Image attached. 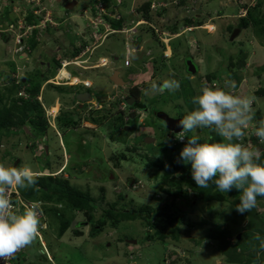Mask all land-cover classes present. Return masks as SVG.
<instances>
[{"label": "rangeland", "instance_id": "374dc122", "mask_svg": "<svg viewBox=\"0 0 264 264\" xmlns=\"http://www.w3.org/2000/svg\"><path fill=\"white\" fill-rule=\"evenodd\" d=\"M69 1L71 0H17L12 3L15 12L19 13L16 16L20 17L18 19L11 16L15 18L14 21L17 23L15 25L17 35H23L27 38L25 34H30V30L33 28L37 34L42 32V35L38 36L41 44L33 54L28 56H23L21 52L14 51L16 36L9 35L10 38H7L2 31L3 27H10V18L0 15L1 88L5 85L9 87L14 84L6 83L9 76L14 77L16 82L21 76H28L32 78V81L41 79L46 72L53 70L54 57L63 61H65L64 57L68 58V61L75 59L74 56L69 57L72 53H68V51L80 47L85 48L87 44H89L88 47L92 48V42L96 39L93 38L95 34L100 31L103 34L106 33L103 24L91 23L92 19H96L93 16L97 13L96 11L92 12L87 7L90 4L85 7L89 1L78 0V4L72 10L66 8ZM162 1L167 4L166 11L161 10L165 6L163 5L160 9L155 8L150 12L154 15L152 22L156 26L158 25L160 36L166 38V42H168L167 39L173 38L172 41L169 40L168 44L162 41L161 37L148 24L139 25L137 31L135 30L133 25L139 19V11L135 10L137 16H134V21L126 22L125 26L132 30H128L124 34H111L95 49L93 58L98 59V57L106 56L112 64L87 71L74 65L67 67L73 75H77L81 79L89 78L92 80L93 86L90 90L94 93L95 101L101 98L102 93L109 92L111 97L116 98V95L121 91L127 92L122 86H117L114 90L108 88L114 83L108 76L113 74L115 69H120L122 77L130 80L131 84L141 83V99L146 102V106L152 107V113L146 112L147 109L142 110L140 117L130 119L128 124L131 127L128 130H125V126L122 129V124L117 126L116 123H114L115 128L113 129L110 115L116 118L117 112L123 110V102L117 98L109 100L111 102L107 101L115 106L117 112L114 114L108 112L103 127H94L95 125H92L88 120L93 117L92 115H97V112H86L73 107L70 109L72 104L75 107L74 101H77L72 93L69 94V90L73 89L72 87L65 86L62 88V93H58L54 87L46 85L42 91L45 106L49 107L60 100L63 103L61 108L62 120H67L66 117L72 114L69 120L76 121L75 126L66 128L64 140L52 128L48 131L47 140H43L42 134L36 133L35 136H31L28 132L22 131L23 126H12L0 131V163L5 164V166L16 168L29 166L37 177L67 178L70 184L88 192L95 199L101 196V189L105 188V201L101 204L98 203V207L93 210V217L88 216V209L72 207L66 200L62 201V213L65 214L66 218L72 220L70 227L63 236H59L57 235L59 221L51 220L53 225L49 223V228L44 230L42 235L39 234L42 243L37 237L31 245L24 249L21 254L23 262L29 264H129L132 262L136 264H169L168 261L170 264H242L244 258L252 256L254 248L259 246L256 237L261 235V238L264 239V196L257 197V204L254 207L256 212L252 208L250 211L241 214L236 211V206L232 205L234 200L239 199L241 195L235 188L228 193H223L225 200L215 198L209 201L199 199L195 190L196 187L189 184L187 187L191 188H187L189 192L187 198L176 197L175 187L173 188L174 194L165 191L169 184L165 182L164 175L168 172L170 164L172 162L175 164L177 161L176 154L177 152L181 153L185 146L182 144L187 142L188 137L186 136L183 141L179 140L180 143L174 144L170 136L168 137L167 128H163L162 121L153 113L157 109L170 114L185 116L195 107L191 102L192 97L200 94L203 87L219 86L235 95L254 98L252 104L254 117L249 123L247 132L250 137L251 129L254 130L255 134L260 126V121H264V118L259 119L256 112L257 109H261L264 115V99L255 93L264 80V38H261L251 27L244 29L240 35L235 34L233 37L232 34L230 37L232 28L230 29L229 26L238 25L241 18L239 16L241 8L254 9L257 2L262 1L263 11L264 0ZM5 2H0V12H2ZM145 2L146 0H138L137 3L140 6V4L144 5ZM104 3L107 11L116 13L111 4L107 1ZM44 7L45 10L51 12V22L55 25L48 26L46 33L43 32V27L39 25L36 27L32 25L29 29L24 19L30 12L41 9L39 14L41 23H43L45 16L50 17V14L46 15V11L43 10ZM84 11H87V14ZM197 14H200L199 17ZM126 16L125 20H129L130 15L127 13ZM104 17L108 19V15H104ZM186 17L203 18L204 23L199 27L190 26L184 21ZM19 20L22 22H18ZM20 23L25 28L19 30L18 25ZM174 25H177L178 29L172 33L171 27ZM161 31L166 34H162ZM174 33L182 35L175 37L176 34L172 35ZM137 36L141 37L139 43H142L143 49L142 51H131L129 57L132 65L125 67V41L126 39H134L135 42L139 39ZM9 39L13 40L8 42ZM100 40L98 39V42ZM28 46L29 44H26L25 50H28ZM130 47L131 49L134 47L131 42ZM163 50H167L171 58L165 57ZM147 51L151 53L147 54ZM114 56H118V58L114 59ZM140 56H144V59L147 58L146 65L138 59ZM244 56L245 65L240 68L237 63ZM190 57L198 66V71L195 74L189 72L186 66L187 59ZM211 72H214L216 77L209 80L207 75ZM62 74L68 76L66 70H63ZM3 75H6L5 78H2ZM165 79L179 81V88L171 92L165 91L162 94H154L149 91L152 83L160 84ZM26 85L23 84L19 90ZM97 86L105 91L99 92ZM77 89L83 90L84 88L79 86ZM146 92L147 94H145ZM7 103L10 104L11 101L8 100ZM54 106L53 112H56L59 109L58 104ZM65 107L69 110H66ZM126 109L135 108L133 105L127 104ZM56 124L59 128L57 120ZM26 126L29 130H33L29 122L26 123ZM212 132L215 131L211 128H202L188 135H199L201 137L200 142H208ZM145 133L153 134L156 141L154 143L145 142V139H142ZM37 139L49 145L48 152L46 147H42L43 143L34 144V140ZM257 143H260V140H254L253 146L251 145L252 147L249 148L257 150ZM260 146L261 150L264 149V144L260 143ZM17 160H19L18 163ZM155 163L161 166L158 167L154 165ZM190 165V162L187 164L178 163L174 176L186 174V169ZM129 177L136 180L129 182ZM40 194H42L41 191ZM55 201L48 202L52 205ZM108 201H116L117 208L132 210L139 215L134 219H123L118 226L107 223L95 236H92V227L102 215ZM145 204H149L154 209L149 218L154 223V227L148 226L145 223L146 218L142 217V214L146 213L141 210ZM167 204L170 205L169 210L173 218L174 215H183L184 220L189 221L186 225L193 224L191 231L186 229L184 225L180 227L179 230L181 231L177 232L176 243L171 242V239L174 238L170 234L176 226V222L179 223V221L168 222L169 224H167V218L162 219L155 211L156 208L164 207ZM229 206H231V210L226 211L224 217H222L223 214L221 216L216 215L224 212ZM211 213H216L215 217L220 221L222 220L221 224L226 227L230 226L236 236L245 231L244 228H247V233H244L241 239L236 240L238 243L243 241L242 239L251 237L243 253L236 254V256L230 254L231 258L227 259L226 255H229V252L222 254L217 248V242L212 239V243L198 246L203 240L204 234L207 233V228L215 225L213 221L216 219ZM204 220L208 221L206 222L207 225L204 228H199L198 223ZM75 229H80L81 234L77 235L74 232ZM157 229L163 230V233L168 236L162 238V236L157 235ZM149 233L150 235L153 234L154 237L148 239ZM44 247L53 262L43 252ZM182 247L187 249V254L178 257L176 263L173 260L169 261V257H167L169 250L180 252ZM257 262L255 261L253 264H257Z\"/></svg>", "mask_w": 264, "mask_h": 264}, {"label": "clouds", "instance_id": "9594fccd", "mask_svg": "<svg viewBox=\"0 0 264 264\" xmlns=\"http://www.w3.org/2000/svg\"><path fill=\"white\" fill-rule=\"evenodd\" d=\"M1 1H6L2 8V12H0L1 16L5 18L6 17L10 18L11 16H14L15 18L20 19L19 16H16L19 13L15 12L16 11L15 7L12 4L13 2H16L17 0H0V2ZM90 1L89 2L87 1L88 3H86L85 7L88 4L93 2V0H90ZM5 6L8 7L9 13L7 14H4L6 10ZM45 11L47 12V10ZM247 13H248V10H247ZM30 15H32V20H33L32 23H28L27 21V17ZM28 16L24 19L27 26L31 27L32 25H34V27H36L37 25H39L40 27H43L44 33H46V29L48 28V26L55 25L51 22V12H50V17H49L50 19L45 21V17H44V20L42 21L43 23H41V17L39 15L35 17V14L33 12H30ZM245 16H241V18ZM108 19L112 20V18L109 15H108ZM11 24L16 25L17 23L15 21H12L10 18V25ZM23 28L18 27L19 30ZM6 29L7 28L3 27L2 31L5 33V36H7V38H10L9 35L16 36L14 47H13L15 52L17 53L21 52L23 56H28L30 54H33V52L39 47L38 46L35 50H31L28 46L27 48L28 50H25L26 44H29L28 40L33 35L37 36L36 37L37 40H39L38 36L42 35V32L35 34V31H36L35 28L30 30V34H25L27 38H25L23 35H20L19 37L20 40H17L18 33L16 32L17 30L16 27L13 28V31H8ZM180 35H177L175 37H178ZM93 38H96L95 41L99 43L98 46L102 43L103 40L106 39L105 38L103 40H100V38H98L100 40L98 42L96 35ZM12 40L13 39H9L8 42ZM125 43H126V54H127V47L131 49L130 41L126 39ZM134 43L135 42L132 43L133 46H134ZM40 44L41 43H39V45ZM88 46L89 44H87L85 48H82L81 51L77 55H69V57L74 56L75 58L76 56L82 54L83 51L86 50ZM97 47H95L94 50ZM133 48L130 50V52L133 50ZM94 50L92 51V53L90 51L83 53V55L81 56V59L85 61L82 62V66L77 65L75 63H67L66 65H63L65 61H68V58L64 57L65 61L60 59L61 65L57 68L55 74L52 76L53 78L50 77L43 82L44 85L42 86V89L37 95L38 100L41 103H43L42 91L46 88L45 86L48 84L61 85L64 87L69 85V87H72L75 90V92L73 93L75 97L77 93L79 92L91 93L90 88L93 86L92 80L89 78L81 79L79 76L73 75L72 72L67 69V67H69L70 65H74L77 68L84 70V69L103 68V67H107L110 64H112L111 60L108 57L102 56V58H107L108 60H110V62L107 65L94 66V64L100 61V58H101V57H98V59L93 58V55L95 54ZM130 52H129V56H130ZM163 54H164V50H163ZM84 56H87V57L84 58ZM167 58H171V56ZM114 59H116L115 56H114ZM72 60L73 59H71L70 61ZM59 70H66L69 76L67 80L71 82L74 81L75 83L70 82V83L58 84V83L52 82L51 79H54L55 75L59 72ZM5 76L6 75H3L2 78H5ZM21 77H23V79L25 78V76H21ZM85 81H88V83L87 84L84 83ZM128 84L122 87H124V89L127 90ZM79 86L83 87L84 90L77 89V87ZM116 86H121V85H116ZM179 86H180L179 81L175 79H165L160 84L152 83L149 91H151L154 94L155 93L162 94L165 91H169V92L175 91L179 88ZM22 90L27 92V90L24 87L15 93L16 97H22L24 99H28L29 94L28 96L18 95L19 91H22ZM145 94H147V92ZM127 97L128 96L126 92L121 91L120 94L116 95V98L112 96L111 100L118 98L123 102V106H122L123 110L120 111V115L124 117V121L126 125H130L128 124L129 121H127V119L131 117L130 116L131 112H134V111L136 112V116L133 118L135 119L137 116H140L139 114L141 113L143 108H141L142 110L140 112L136 110L137 108L127 110L126 109L127 104H129L128 99L126 100ZM91 99L82 103V104H85V108L83 109L84 111L86 112L98 111L99 112L103 110L102 112H104V114H106V112L108 113L112 111L113 105L109 103L111 101H109L108 103H105L104 101H99V102H96L97 103L96 104ZM253 100H254L253 97L235 95L232 92L225 91L219 86H205L202 88L200 94L192 97L191 102L195 106L193 110L188 112L182 119L178 121L177 127H179L181 130L179 132L170 130L172 133V135L170 136L171 141H172V136L175 133H176L175 134L176 139L180 141H183L186 136L188 137L187 143L186 141L184 142L186 144L184 148L181 150L180 158L177 160V163H181V162L185 164L189 162L191 163V174H192L193 180L196 183V186L200 189H205L209 187L210 182H214V184L216 185V188L218 189L220 193H228L232 191L233 188H235L236 190H238V192L241 193L240 198H239V203L236 206V211L241 214H243L244 212L250 211L252 208L256 206L258 196H264V163L258 162L260 160L259 150L258 149L252 150L249 148L250 147L249 144L245 146L242 143L238 142L241 140V138L244 135V129H246L245 131H247L249 123L254 117V112L252 109ZM77 101L81 102L78 99ZM99 103H102V104L99 105ZM56 104H58V107H59V109L55 112L57 114L53 118L52 116L48 117V111H52V109L55 107L54 105ZM95 104L98 105L97 108L94 107ZM42 105L45 111V117L47 119L49 127L52 128L53 131L56 132L58 128L56 124V120L58 116L62 114V112H60L61 111L60 100L54 102V104L50 105L49 107H46L45 103H43ZM90 105H93L92 109H89ZM88 121H90L92 125H94L93 123H96L92 121V119L90 118ZM96 124H99V123H96ZM123 126L124 125H122V129H123ZM25 128H26V132L30 134L29 131H32V130L28 129L27 131V128H28L27 126ZM202 128L213 129L222 138V140L219 142H200L201 137L199 135H196V134H193L191 136L188 135L189 133H195L198 129H202ZM255 135L259 138L260 143L264 144V121H260V126L257 128ZM253 137H254V130L251 129V137L248 135V132H247V134L245 135V139L246 140L252 139V146L254 144ZM40 143H43V142H40ZM173 143L177 144L180 142H177V143L173 142ZM42 147H46L47 152H48L49 145L43 143ZM111 176L113 177V174H111ZM37 179L38 177L36 173L29 166H25L22 168H16V167H7L5 166V164L0 163V259L4 261H6L9 257L13 256L21 248H24V247L26 248L27 246L31 245L36 240L37 237H39V240L42 243V239L39 234L42 235L43 231L49 228V223L53 225L51 220H54L52 216L47 214L46 209L49 206H54L57 208L63 207L62 205L63 203L61 202H57V203L55 202L54 204L51 205L50 202H48V200L29 199V200H35V201H38V200L42 201L41 207L44 209L45 215L47 216V227H39L40 222L42 221L39 218V212H38L39 205L32 204L31 206L26 207L23 210V212H18L14 210L13 203L10 200L8 190L13 189V188L27 189L29 187L34 186L37 182ZM54 221H57V220H54ZM244 229H245V232L248 231L247 228H244ZM242 233H239V234H241L242 236ZM234 239L235 240L237 239L236 236L231 237V242L233 244H235ZM42 245L45 246V244H42ZM43 252L46 253L49 259L50 256L48 255V252L46 251L45 247L43 249ZM21 254H20V258H21V263H22L23 261H22ZM23 263L29 264L28 262H23ZM130 264H133V262ZM259 264H263V263H259Z\"/></svg>", "mask_w": 264, "mask_h": 264}, {"label": "trees", "instance_id": "16d2710c", "mask_svg": "<svg viewBox=\"0 0 264 264\" xmlns=\"http://www.w3.org/2000/svg\"><path fill=\"white\" fill-rule=\"evenodd\" d=\"M106 1H109V0H106ZM181 1L185 2L184 0H181ZM150 4H151L150 1H146L144 5H141L140 10H141L142 16L146 17V19L148 20L153 21L154 15H152L150 12V9H149ZM262 6H263V2L258 1L254 9L251 8L248 10L247 16L240 18L238 25L240 28L251 27L255 30V32L259 36H261V38L262 37L264 38V12H263L264 10L262 11ZM5 9L6 10L4 14L9 13L8 7H6ZM124 17L119 20H115V21L112 20L113 21L112 25H114L116 28H121L123 24L125 23L126 18ZM10 18L12 21L15 20V18L13 17H10ZM27 21L28 23L33 22L32 15L27 17ZM184 21L186 22L187 25H202L204 23L203 18H198V17L197 18L187 17L185 18ZM229 28L231 29L233 27L229 26ZM177 29H178L177 25H174L171 27L172 31H175ZM36 33L37 31H35V34ZM36 37H37L36 35H33L28 40L29 48L31 50H35L39 46V40H37ZM81 49L82 47L75 48L73 51H68V53L70 52L72 53V55H77L81 51ZM54 61L55 63L53 65V70L50 72H46L45 75L41 77V79L32 81V78L25 76L26 81H23V77H21L19 79V82L17 83L16 80H14L15 79L14 77L9 76L6 83H14V84L9 87L7 85H5L3 88L0 87V131L3 128H9L12 126H23L22 131L26 132L25 127H26L27 122H29L30 125L33 127V131L31 132H36L38 134H45L50 130L49 124L45 117V111L42 107L41 102L38 100L37 95L39 94L41 90L43 82L46 79L52 77L55 74L57 68L61 65L59 58L54 57ZM245 61L246 60L244 56L243 59L241 58V60L238 61L237 66L240 68H243V66L245 65ZM214 74H215L214 72L209 73L207 75V78L209 80H212L213 78L216 77V75ZM23 84H27L25 86V89L27 90L29 94L28 99L14 96V94L17 92V90H19L20 87L23 86ZM48 85H50L51 87H54L57 91L62 93L63 86L54 85V84H48ZM69 92L73 94L75 90L70 89ZM255 93L257 96L262 97L264 99V80L261 82L260 87L258 88V90H256ZM8 100L11 101L10 104L7 103ZM138 105L140 106V108L146 107V105L143 103H139ZM96 112L98 114L92 115L93 117L91 119L92 121L96 123L102 124L104 122V119L107 118L108 116L107 112L106 114H104V112L102 111H99V112L96 111ZM256 112H257L259 119L262 120L264 118V115L261 112V109L260 110L257 109ZM71 115L72 114H69V116L66 117L67 120L66 119L62 120L63 118L62 115L58 116L57 122H58V126L60 129L67 128L68 126L76 125L75 120L73 119L69 120L71 118ZM259 119L257 120L259 121ZM115 121H116L115 123L117 126H120V124L124 126L126 125L124 121V117L122 115L116 117ZM210 135L211 136L208 142H219L222 140V138L216 132H212ZM253 139L255 141H259V138L255 134H254ZM186 143H184V145ZM256 147H257L256 149H258V147H261L260 143H257ZM259 154H260V160L258 162L264 163V149L263 148L262 150H259ZM179 158H180V152H177L176 159L178 160ZM154 165L158 167L161 166L157 163H155ZM177 165H178L177 161L175 162V164H173L172 162L170 166L168 167L169 168L167 170L168 172L166 173V175H164V180L166 183L171 185V187L173 188L174 186L172 184L176 185L175 186L176 197L187 198L185 192H183L182 185H181L186 182L190 186L196 187L195 190L197 192V197H199V199L211 200V199L218 198L220 200H225V194L220 193L218 191L214 182H210L209 187L205 189H200L196 186V183L193 180L192 174H191V165L189 168L186 169L187 171L186 174H182L180 177L174 176L175 174L174 172L177 169ZM171 187L170 189H172ZM170 189L169 187L165 188L167 192H172ZM101 190H102L101 196L95 199V198H92L88 192L82 191L79 188L75 187L74 185L70 184V181L67 178L61 179L56 176H46V177H38L37 182L34 186L29 187L27 189H20V192H21V195L26 199H44L48 201L56 200L55 201L56 203L66 200L69 204H71L72 207L88 209L87 211L88 216L93 217V210L98 207V203L100 202L101 204L102 202L104 203L105 201L104 200L105 199L104 197L105 188H102ZM40 191L42 192V194H40ZM172 193L174 194V189ZM238 203H239V199L235 200V202H233V205L237 206ZM106 204L107 205L104 208L102 215L97 219L96 224L93 225L92 227V232H91L92 236H95V234L98 233V231H100L101 229H103L104 225L107 223H111L113 226H118L119 223L123 219H127V218L134 219L138 217L139 215V213L132 212V210H128L124 208H117L116 201H112V202L108 201ZM61 209L62 208H57L54 206H49L46 209L48 215L52 216L54 220L59 221L58 233H57V235L59 236H63L65 234L66 230L70 227L71 222H72L71 219H68L65 217V214L62 213ZM169 209H170V205L167 204L164 207L161 206L159 208H156L155 211L157 212V215L160 216L162 219L167 218L166 219L167 224H169L168 222H174L175 220L179 221L178 226L173 228L172 235H174V237L177 238V232L181 231L179 229L182 225H184L186 229L191 231L193 224L189 223L188 225H186V223L189 221H186L187 219L184 220L185 217L183 215H179V216L174 215V218H173L171 216L172 214L169 213ZM141 210L143 212L144 211L146 212L145 214H142V217L146 218L147 220L145 223L148 226L154 227V223H152L151 220L149 219L150 214H152V212L154 211L153 207L150 206L149 204H145L142 206ZM254 211H255V208H254ZM215 214L211 213L213 217H215ZM218 214L222 215V213H217L216 215ZM225 215L226 214H223L222 217H224ZM215 219L216 220L214 221L212 220L213 224L215 225L207 228L206 230L207 233L204 234L203 238H211L212 240L216 241L217 248L219 251H221L222 254L229 252L228 253L229 255H227V259L231 258L230 254H233V255L235 254V256L236 254H238L237 253L238 247L242 246L243 249L245 250V246L248 245V243L251 240V237L249 236L248 239H242L243 241L241 242L239 241L237 244H233L231 242V237L233 236L235 237L236 233L232 232V228H230V226L226 227L223 224H221L222 220L220 221L216 217ZM206 222L208 221L204 220L202 222H199L198 227L204 228V226L207 225ZM161 229L159 230L157 229L156 234L159 236H162V238H165L166 234H164L163 230ZM74 232L77 235H79L81 234L82 231L80 229H75ZM244 233H247V232H243L242 235H244ZM153 237H154L153 234L150 235L149 233L148 239H151ZM261 237H262L261 235H258V238L256 237L259 246L257 248H254V252H252V256H247L246 258H244L243 263L248 264V262L253 260V258H254V261L258 260L259 263L264 262V254L260 258L256 256L257 252L260 249H263L264 247V239ZM20 264H25V263L22 262Z\"/></svg>", "mask_w": 264, "mask_h": 264}, {"label": "built area", "instance_id": "2783aa9c", "mask_svg": "<svg viewBox=\"0 0 264 264\" xmlns=\"http://www.w3.org/2000/svg\"><path fill=\"white\" fill-rule=\"evenodd\" d=\"M87 1H90V0H87ZM146 1H150V3H151L150 4V11L152 9H155V8L156 9H159L163 5H165V6L167 5L162 0H158V1L157 0H146ZM165 6H163V7H165ZM96 7H97V9H96ZM105 7H106L105 6V3L102 0H93V2L90 3V6H89V8L91 9L92 12H95L96 11V13H97V15H95L96 17L93 16L96 19H94V20L92 19L91 23L92 24H95V25H97V24H103L105 26V28H106L105 29V31H106L105 34H103L101 31L95 34L96 37H97V39L98 38H101V40H103L107 36H109V34H112L113 32L126 33V31H128V30H132L131 28L127 29L125 26L124 27H121V28H112L110 20L109 19H106L104 17V15H109L111 18H114L116 20L121 19L122 18V15L114 14L111 11H107V9H105ZM44 9L45 8H43V10ZM41 11H42L41 9L34 10L33 13L35 14V17H37L40 14ZM84 12H85V14H87V11H84ZM48 14H50V11L47 10L46 15H48ZM245 15H247V9L241 8V11H240L239 16H245ZM145 18L146 17H144V16L141 15V18L138 19L135 22V25H133L134 28H137L139 25L148 24L154 30V32L159 37H161L160 36V33L158 31L159 29L157 28V26L151 20H148V19H145ZM48 19H50V18L48 16L47 17L45 16V21H47ZM132 21H134V20H132ZM149 21H151V22H149ZM19 22H22V21L20 20ZM18 27L19 28H23L24 25H22V23H20L18 25ZM28 27H30V26H28ZM13 28H15V25L14 24H11L10 27L7 28L6 30L13 31ZM188 29H191V27H188ZM161 32H162V34H166L164 31H161ZM175 34H176V36L177 35H180V33H174L172 35H175ZM19 37H20V35H18L17 40H20ZM161 39H162V41H165L166 38H162L161 37ZM167 40L169 42V40H171V39H167ZM129 41L131 43L134 42L133 39L132 40L130 39ZM168 42H166V44H168ZM93 44H94V46L92 48L87 47L86 50L83 51V53H85L87 51H90L92 53V51L94 50V48L97 47L99 43H97L96 41H94ZM130 50L131 49H129V47H127V54L124 56V66L125 67H128V66L131 65V59L129 57ZM83 53L80 54V55H78V56H76L75 59H73L72 61H69V62L68 61H65L63 63V65H66L67 63H75L77 65L82 66V62L85 61V60H82L81 59V56L83 55ZM164 56L165 57H169V55L167 53V50H164ZM109 62H110V60H108L107 58H102L101 57L100 58V61L96 62L94 64V66L107 65ZM62 72H63V70H59V72L55 75L54 79H51V81L54 82V83H58V84H61V83H70L71 81H68L67 80V78L69 76H64L62 74ZM17 82H19V80ZM71 83H75V82L73 81ZM84 83L87 84L88 81H85ZM18 95L28 96V93L26 91L22 90V91H19ZM94 107L97 108L98 105L95 104ZM92 108H93V105H90L89 106V109H92ZM56 114L57 113L53 112V109H52V111H48V117L52 116V118H53V117H55ZM175 134L172 136V141L177 143V142H179V140L176 139ZM246 134H247V131H244L243 137L238 142L242 143L245 146L247 144H249L251 146L252 145V139L246 140L245 139V135ZM8 191H9L10 200L13 203V208H14V210H16L18 212H23V210L26 207L31 206L32 204L39 205V208H38L39 218H40V220H42L40 222V226L39 227H47V216L45 215L44 209L41 207L42 201H39V200L38 201L29 200V199L24 198L21 195L20 191L17 188L9 189ZM24 249H25V247L24 248H21L20 250H18L13 256L9 257L6 261L0 259V264H20L21 263L20 254L23 252ZM49 260H51L53 262V260L51 259V257L49 258Z\"/></svg>", "mask_w": 264, "mask_h": 264}, {"label": "flooded vegetation", "instance_id": "af4514ba", "mask_svg": "<svg viewBox=\"0 0 264 264\" xmlns=\"http://www.w3.org/2000/svg\"><path fill=\"white\" fill-rule=\"evenodd\" d=\"M248 14V13H247ZM238 16V15H237ZM244 29H247V28H240L239 27V25H237V26H235V27H233L232 29H231V31H230V37H231V35L233 34V37L235 36L234 34H238V35H240L242 32H244ZM237 35V36H238ZM233 37L231 38L232 40H233ZM127 81H129L128 79H126ZM64 87V86H63ZM69 94H71L70 92H69ZM91 96H92V101H94L95 103L96 102H99V101H101V100H97V101H95L94 100V93L91 91ZM126 94H127V98H126V100L128 99H130V97L131 96H133L134 97V103L132 104L134 107H135V109L137 110V111H141L142 109L140 108V106L138 105L139 103H143V104H145L146 105V102H144V101H142V99H141V94H142V86H141V83L140 84H138V83H130V81H129V84H128V86H127V92H126ZM43 103H44V101H43ZM43 103H41V104H43ZM74 103H75V107L73 106V104H72V106H71V108L73 107V108H75V109H77V110H83L84 108H85V104H82L81 102H79V101H74ZM97 104V103H96ZM62 105H63V103H61L60 102V109L62 108ZM42 107H43V105H42ZM151 106H146L145 108H143V110H146L147 109V111L146 112H148V113H152V107L150 108ZM67 108V107H66ZM70 108V109H71ZM157 109H155L154 110V115L155 116H157L158 114H157ZM61 112V111H60ZM113 114L114 113H116L117 112V110L115 111V106H112V111H111ZM109 113H107V115H108ZM117 114H118V116L120 115V112H117ZM170 116H173V117H184L182 114H170V113H168ZM140 115V114H139ZM110 117L112 118V124H111V127L114 129L115 128V125H114V123H115V118L113 117V115L111 116L110 115ZM137 117H140V116H137ZM158 117V116H157ZM162 122V126H163V128H167L166 127V122L163 120V119H161L160 117H158ZM130 119H131V117H129L128 119H127V121H130ZM104 123L105 122H103L102 124H96V123H93L95 126L94 127H103V125H104ZM167 130V132H168V137L169 136H171L172 135V133H171V131L167 128L166 129ZM33 131V130H32ZM66 131H67V129L66 128H57V133L56 134H58L63 140H64V136H65V133H66ZM30 132V134H31V136H35V134H36V132H31V131H29ZM152 136H153V134H151V133H148V134H144L143 135V140L145 139V142L147 141V139H151L152 138ZM42 138H43V140H47L48 139V132L47 133H45V134H42ZM155 138V140H153L152 142H147V143H154L155 141H156V137H154ZM44 143V142H43ZM34 144H40V141L37 139V140H34ZM45 144V143H44ZM177 177H180V176H177ZM135 178H131V177H129L128 178V181L130 182H134L135 180H134ZM172 184V183H171ZM174 187L176 186V185H174V184H172ZM182 185V189H183V192H185V194H186V196L188 197L189 196V192H188V190H187V188H191V187H187V185L188 184H181ZM169 187V189H170V187H171V185H168L167 186V188ZM172 189H170L172 192H173V187H171ZM178 188V187H177ZM166 191V190H165ZM167 192V191H166ZM172 192H167V193H172ZM204 200V199H203ZM209 201V200H208ZM234 202H235V200H234ZM235 204V203H234ZM232 205H233V203H232ZM231 205V206H232ZM231 206H229L228 207V209H226L224 212H222V214H226V211H229L230 209H231ZM182 210H184V209H182ZM169 213H170V210H169ZM220 216H221V214H219ZM222 218V217H221ZM177 220H175L173 223H175ZM224 225V224H223ZM176 226H178V223L176 222ZM175 226V227H176ZM174 227V228H175ZM243 232H245V231H243ZM174 239H171V242L173 241L174 243H176V238L174 237V235H172V233L170 234ZM169 235V236H170ZM168 235H166V237H167ZM242 238V236H237V239L239 240V239H241ZM236 239V240H237ZM235 240V244H237V241ZM132 241V240H131ZM197 243H200V242H197ZM206 243H212V241H211V238H203V240L201 241V243L200 244H198V246H201V244H206ZM181 251L180 252H175V250L173 251V250H169V252H168V254H167V257H169L168 258V260L169 261H171V260H173L174 262L175 261H177V258L178 257H180L181 255H186L187 253V249H184L183 247L180 249ZM243 251H244V249H243V247L242 246H240V247H238V250H237V253L238 254H241V253H243ZM264 254V247H263V249H260L258 252H257V254H256V256L257 257H262V255ZM188 257L190 256L189 254L187 255ZM227 256V255H226ZM187 257V258H188ZM225 257V256H224ZM165 260H166V258H165ZM256 261H258V260H256ZM255 261H254V258H253V260H251L250 262H248V264H253ZM167 263H169L170 264V262H168L167 261ZM176 263V262H175ZM130 264V263H129ZM133 264H134V262H133ZM242 264H245V263H242ZM257 264H259L258 262H257Z\"/></svg>", "mask_w": 264, "mask_h": 264}, {"label": "water", "instance_id": "95a60500", "mask_svg": "<svg viewBox=\"0 0 264 264\" xmlns=\"http://www.w3.org/2000/svg\"><path fill=\"white\" fill-rule=\"evenodd\" d=\"M78 4V0H71L67 3V9L72 10L74 9V7ZM235 35V34H234ZM134 45L139 48V41H135ZM186 66L189 72L195 74L198 71V66L196 64V62L193 60L192 57L187 59L186 62ZM25 80V78L23 79V81ZM110 80H112L116 85H127L129 81H126L122 76H121V70L120 69H115L114 73L110 75ZM77 99L81 101V103L90 100L92 98L91 94L89 92H79L76 95ZM128 103L130 105H132L134 103V97L131 96L130 99L128 100ZM157 116L160 117L161 119H163L166 122V127L169 130L175 131V132H179L181 129L179 127H177V123L180 119H182L183 117H173L170 116L166 111L164 110H158L157 111ZM131 118H134L136 116V112H131L130 114ZM125 130H128L130 128V125H126L125 126ZM28 131V128H27ZM153 140H155L154 137H152L151 139H147L146 142H152ZM259 150H261L259 148ZM18 163V161H17ZM239 237L241 236V234L238 235ZM135 242H137V240H135Z\"/></svg>", "mask_w": 264, "mask_h": 264}, {"label": "crops", "instance_id": "0c3cea01", "mask_svg": "<svg viewBox=\"0 0 264 264\" xmlns=\"http://www.w3.org/2000/svg\"><path fill=\"white\" fill-rule=\"evenodd\" d=\"M158 1V0H157ZM112 6H113V9H115V11L114 12H116L115 14H119V15H122V18L124 17V18H126L127 16V13H128V15H130V19L129 20H125V23L123 24V26L122 27H124V26H126V22H131L132 20H134V16H137V14H135V10L136 11H139V14H138V18L140 19L141 18V10H140V7H141V4H140V6H138L139 4L137 3L138 2V0H132V2H131V0H109L108 1ZM131 2V3H130ZM176 2V1H175ZM123 4H125L124 6H123ZM136 7H137V9H136ZM160 9V8H159ZM166 9H167V7L165 6V7H163V9L161 8V10H165L166 11ZM199 15L200 14H197V16L199 17ZM187 18V17H186ZM190 18V17H189ZM112 20L113 21H115V19L114 18H112ZM112 20H110V22H111V26H112V28H116L114 25H112L113 24V21ZM153 21H154V19H153ZM155 24V23H154ZM158 26V25H157ZM190 26H195V27H199V26H202V25H190ZM202 28V27H201ZM135 30L137 31V28H135ZM172 31V30H171ZM174 31H172V33H173ZM115 33H121V32H113L112 34H115ZM111 34H109V36H110ZM108 36V37H109ZM108 37H106V38H108ZM139 39H138V41H140L141 40V37L140 36H137ZM173 39V38H172ZM172 39H171V41H172ZM134 40V39H133ZM94 44H92V46H93ZM135 46V45H134ZM99 47V46H98ZM97 47V48H98ZM90 48V47H89ZM96 48V49H97ZM142 51V49H143V45H142V43H140L139 44V48H137L136 46L133 48V52L134 51ZM94 52H95V50H94ZM93 52V53H94ZM132 52V53H133ZM147 54L149 53H151L150 51H147L146 52ZM130 54H131V52H130ZM95 55V54H94ZM156 56V55H155ZM115 58H118V56H115ZM145 57L143 56H140L138 59L139 60H142L143 62H144V64H147L145 61L147 60V58L146 59H144ZM131 65H132V61H131ZM130 65V66H131ZM84 70H90V69H84ZM87 74L89 75V72H87ZM122 76V75H121ZM109 78H110V76H108ZM113 82V81H112ZM109 89L111 88V89H116L117 88V86H116V84L115 83H112V85H111V87H108ZM84 90V89H83ZM97 90L100 92V91H102L103 89H101L99 86H97ZM55 91H57V90H55ZM103 91H105V90H103ZM58 93H60L59 91H57ZM120 94V93H119ZM102 96H101V98L99 99V100H101V101H104L105 103H108L107 101H109V100H111V96H110V93L109 92H107V93H102L101 94ZM71 96V95H70ZM73 97V96H72ZM100 104H102V103H99V105ZM71 108V107H70ZM65 109L66 110H69L68 108H66L65 107Z\"/></svg>", "mask_w": 264, "mask_h": 264}]
</instances>
